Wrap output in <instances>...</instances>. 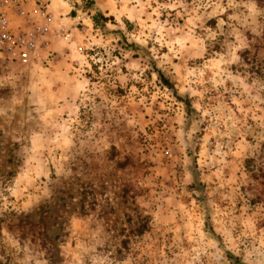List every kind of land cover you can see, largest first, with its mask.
<instances>
[{
  "label": "rangeland",
  "instance_id": "obj_1",
  "mask_svg": "<svg viewBox=\"0 0 264 264\" xmlns=\"http://www.w3.org/2000/svg\"><path fill=\"white\" fill-rule=\"evenodd\" d=\"M71 2L0 53V264H264V0Z\"/></svg>",
  "mask_w": 264,
  "mask_h": 264
},
{
  "label": "built area",
  "instance_id": "obj_2",
  "mask_svg": "<svg viewBox=\"0 0 264 264\" xmlns=\"http://www.w3.org/2000/svg\"><path fill=\"white\" fill-rule=\"evenodd\" d=\"M73 1V0H66ZM32 4L33 11L41 19V27L32 24V34L17 35L13 31V22L16 18H23L27 6ZM51 0H0V53L6 57H16L20 64H26L30 59L40 58L36 53L41 44L37 45L47 26L51 22L48 7Z\"/></svg>",
  "mask_w": 264,
  "mask_h": 264
},
{
  "label": "crops",
  "instance_id": "obj_3",
  "mask_svg": "<svg viewBox=\"0 0 264 264\" xmlns=\"http://www.w3.org/2000/svg\"><path fill=\"white\" fill-rule=\"evenodd\" d=\"M71 6V1L60 2L59 0H51V4L48 7L51 22L47 26L46 32L40 38V41L37 42V45L41 44L42 50L60 54L62 59L68 57V50L72 48L70 35L75 33L77 25H80L79 22L83 21L86 25L89 24V17H85L80 12L76 11L77 15L74 17L71 12L73 10ZM32 24L37 25L36 27H41V19L34 13L32 4H29L25 10V16L14 19L13 31L17 35L27 34L26 37L29 39V36L32 34ZM69 66H72V64H67L66 60L61 61V67L67 69Z\"/></svg>",
  "mask_w": 264,
  "mask_h": 264
},
{
  "label": "snow or ice",
  "instance_id": "obj_4",
  "mask_svg": "<svg viewBox=\"0 0 264 264\" xmlns=\"http://www.w3.org/2000/svg\"><path fill=\"white\" fill-rule=\"evenodd\" d=\"M53 264H55V261H53Z\"/></svg>",
  "mask_w": 264,
  "mask_h": 264
},
{
  "label": "trees",
  "instance_id": "obj_5",
  "mask_svg": "<svg viewBox=\"0 0 264 264\" xmlns=\"http://www.w3.org/2000/svg\"><path fill=\"white\" fill-rule=\"evenodd\" d=\"M263 1V0H262Z\"/></svg>",
  "mask_w": 264,
  "mask_h": 264
}]
</instances>
